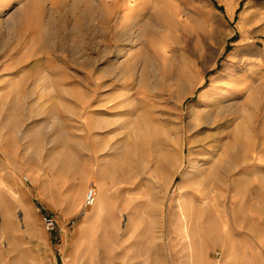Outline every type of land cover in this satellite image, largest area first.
Wrapping results in <instances>:
<instances>
[{
    "label": "rangeland",
    "instance_id": "rangeland-1",
    "mask_svg": "<svg viewBox=\"0 0 264 264\" xmlns=\"http://www.w3.org/2000/svg\"><path fill=\"white\" fill-rule=\"evenodd\" d=\"M0 184V264H264V0L0 5Z\"/></svg>",
    "mask_w": 264,
    "mask_h": 264
},
{
    "label": "bare ground",
    "instance_id": "bare-ground-1",
    "mask_svg": "<svg viewBox=\"0 0 264 264\" xmlns=\"http://www.w3.org/2000/svg\"><path fill=\"white\" fill-rule=\"evenodd\" d=\"M8 175V174H7ZM9 176V175H8ZM11 178V176H10ZM13 178V177H12ZM11 178V179H12ZM7 180V179H5ZM10 180V179H9ZM111 183H113V181H111ZM1 185V184H0ZM5 186V184H4ZM5 188V187H3ZM213 192V191H212ZM217 193V192H216ZM218 194V193H217ZM220 196V195H219ZM218 196V197H219ZM223 196H226L223 195ZM217 198V197H216ZM99 201V200H98ZM97 199L94 203V205L98 202ZM99 205V203H98ZM105 208V207H104ZM215 210L217 211L218 214H220L221 216L223 215V217H221V229H223L226 232H230V230H234L236 232L239 233H246L247 230H251V225L249 226V224L244 225L243 223H240L238 221V218H234V220L232 222H230V220L228 218H226V211L223 210L221 211L219 209L218 204H214V203H210L209 205H205V207H199L197 208H193L189 211V209H187L186 207H183L182 209V216L185 219V223L182 226L180 232H178L175 228L174 231H171V226H169L167 228V231L165 229L162 230V232L164 233V235H170L172 232H174L175 234L179 235L181 239H183L184 241L179 242V245L183 248L189 249L191 251H193L194 249H199L200 247H197V244L195 243V234L197 233V231L200 233V237L202 238H206L207 236H211L213 235V231L212 229H210L209 227H207V225H205L203 222L201 221H194V217L195 215H197V217L203 218V216H206L207 214L211 213V210ZM213 210V211H214ZM97 214V213H96ZM155 214V213H153ZM93 215V214H92ZM94 216V215H93ZM92 217V216H91ZM233 219V218H232ZM151 226V225H149ZM166 228V227H165ZM3 229V228H2ZM5 230V229H4ZM3 230V231H4ZM154 230V229H153ZM156 230V229H155ZM2 231V232H3ZM157 231V230H156ZM6 232V231H4ZM8 233V232H7ZM6 234V233H5ZM238 234V233H237ZM163 235V236H164ZM166 238V237H165ZM198 242V241H197ZM204 242V241H203ZM202 242V243H203ZM211 242V241H210ZM209 242V243H210ZM207 243V242H206ZM201 244V243H200ZM204 248L203 249H207V247L209 246V244H203ZM202 248V247H201ZM200 248V249H201ZM160 246H154V250H159ZM182 249V248H181ZM198 251V250H197ZM201 251V250H199Z\"/></svg>",
    "mask_w": 264,
    "mask_h": 264
},
{
    "label": "built area",
    "instance_id": "built-area-1",
    "mask_svg": "<svg viewBox=\"0 0 264 264\" xmlns=\"http://www.w3.org/2000/svg\"><path fill=\"white\" fill-rule=\"evenodd\" d=\"M26 181H29V179L26 178ZM96 199H97V192L94 188H91L86 195V200H85L86 206L87 207L93 206ZM44 225L48 231L57 230L59 226L57 217L52 214H46L44 216Z\"/></svg>",
    "mask_w": 264,
    "mask_h": 264
},
{
    "label": "crops",
    "instance_id": "crops-1",
    "mask_svg": "<svg viewBox=\"0 0 264 264\" xmlns=\"http://www.w3.org/2000/svg\"><path fill=\"white\" fill-rule=\"evenodd\" d=\"M13 1L14 0H0V5L6 6L7 4L12 3ZM133 13H134V9H129L126 12V14L124 15L125 19L128 20V18H132L134 16ZM48 214H52V213H48ZM52 215H54V214H52ZM80 230H81V228H80ZM47 233L49 234L50 232L48 231Z\"/></svg>",
    "mask_w": 264,
    "mask_h": 264
}]
</instances>
